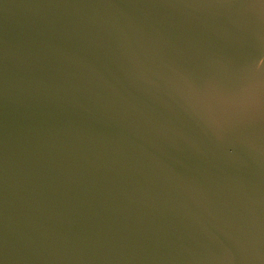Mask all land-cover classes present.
<instances>
[{
	"label": "water",
	"instance_id": "95a60500",
	"mask_svg": "<svg viewBox=\"0 0 264 264\" xmlns=\"http://www.w3.org/2000/svg\"><path fill=\"white\" fill-rule=\"evenodd\" d=\"M0 264H264V0H0Z\"/></svg>",
	"mask_w": 264,
	"mask_h": 264
}]
</instances>
